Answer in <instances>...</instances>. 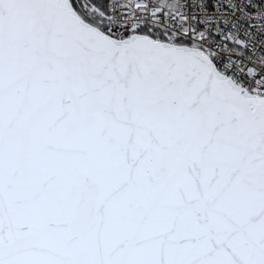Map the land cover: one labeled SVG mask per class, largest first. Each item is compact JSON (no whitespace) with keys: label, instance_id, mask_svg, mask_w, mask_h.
I'll list each match as a JSON object with an SVG mask.
<instances>
[{"label":"snow or ice","instance_id":"1","mask_svg":"<svg viewBox=\"0 0 264 264\" xmlns=\"http://www.w3.org/2000/svg\"><path fill=\"white\" fill-rule=\"evenodd\" d=\"M0 264H264V0H0Z\"/></svg>","mask_w":264,"mask_h":264}]
</instances>
